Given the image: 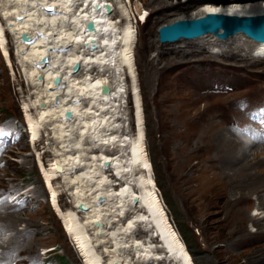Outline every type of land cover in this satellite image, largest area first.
Returning a JSON list of instances; mask_svg holds the SVG:
<instances>
[{
  "label": "rangeland",
  "instance_id": "374dc122",
  "mask_svg": "<svg viewBox=\"0 0 264 264\" xmlns=\"http://www.w3.org/2000/svg\"><path fill=\"white\" fill-rule=\"evenodd\" d=\"M121 1L111 4L112 18L134 25L136 44L131 61L139 87L137 101L142 106L149 175L189 260L193 264H264V232H260L264 231V139L256 141L252 136L249 140L244 131L252 133V129L244 124L237 132L230 128L231 120H242L235 112L239 100L242 113L248 107H264V59L256 62L251 56L256 43L237 35L227 44L212 43L208 37V43L179 40L162 44L158 41L161 26L198 9L181 6H200L209 0ZM166 5L171 7L160 8ZM126 7L131 16L121 13ZM137 9L145 16L144 23ZM2 27L0 123L11 134H22L14 135L4 151L0 146V199L11 190L14 196L23 193L26 200L22 208L0 203V261L21 264L50 252L51 261L86 264L64 230L65 211L73 205L65 181L56 177L49 182L52 188L46 182L56 148L44 129L35 137L30 134L27 119L30 115L34 119L37 105L32 102L15 40L8 27ZM10 53L12 63L18 65L15 71ZM122 74L126 117L120 126L130 132L122 138L129 141L142 124L136 118L132 79L127 70ZM217 79L233 82L234 89L221 83L215 91L210 80L213 84ZM247 144L254 148H244ZM249 218L263 221L257 226Z\"/></svg>",
  "mask_w": 264,
  "mask_h": 264
},
{
  "label": "bare ground",
  "instance_id": "6f19581e",
  "mask_svg": "<svg viewBox=\"0 0 264 264\" xmlns=\"http://www.w3.org/2000/svg\"><path fill=\"white\" fill-rule=\"evenodd\" d=\"M120 1L0 0V40L2 26L6 25L15 40L32 102L37 105L34 119L26 116L30 134L35 137L44 129L50 145L56 148L46 182L50 185L56 177L65 181L62 183L70 192L73 205L65 211L64 230L80 249L86 264H193L157 200L149 175L150 165L143 149L142 106L137 101L139 87L131 61L136 44L134 25L126 19L121 24L112 18L113 6ZM48 6L52 11L46 10ZM168 6L171 7L160 8ZM194 8L198 9L190 16L175 18L168 24L214 13L263 15L264 0H209L200 6H181L185 10ZM121 11L131 16L128 7ZM137 11L142 20V12ZM88 21L95 26L92 32L87 28ZM22 34L29 36L30 41H22ZM237 35L246 38L241 33L226 40L207 34L178 41L208 43V37L212 43L227 44ZM255 43V53L264 52V44ZM9 56L15 71L18 65L12 63L11 53ZM256 56H252L256 62L264 59V55ZM44 57L47 61L43 64ZM75 64L79 69L73 72ZM108 69L110 72H106ZM126 70L137 102V122L142 124L129 141L122 138L130 132L120 126L126 117L122 111L126 93L122 72ZM55 77L59 79L57 84L53 83ZM102 86L109 88L107 94L102 93ZM243 147L254 148L248 144ZM225 201L229 203L228 199ZM79 204L86 208L80 209ZM248 220L257 226L263 221Z\"/></svg>",
  "mask_w": 264,
  "mask_h": 264
},
{
  "label": "water",
  "instance_id": "95a60500",
  "mask_svg": "<svg viewBox=\"0 0 264 264\" xmlns=\"http://www.w3.org/2000/svg\"><path fill=\"white\" fill-rule=\"evenodd\" d=\"M52 7H47L48 11H52ZM109 12V6H106ZM88 30L92 32L95 29L93 23H88ZM241 33L247 39L254 43L264 44V14L255 16H230L224 14H207L203 17L194 18V20H177L170 25H163L158 29V41L161 43H174L178 39L193 40L203 35L210 34L214 38L226 40L234 37L235 34ZM23 41H30V37L26 34L21 35ZM47 58L44 57L41 63H45ZM78 64L73 66V72L78 70ZM40 78V76H39ZM58 77L54 78V84L58 83ZM109 88L102 86V93L107 94ZM68 117L70 113L66 114ZM61 170L60 167H57ZM81 209H85V205L79 204Z\"/></svg>",
  "mask_w": 264,
  "mask_h": 264
},
{
  "label": "trees",
  "instance_id": "16d2710c",
  "mask_svg": "<svg viewBox=\"0 0 264 264\" xmlns=\"http://www.w3.org/2000/svg\"><path fill=\"white\" fill-rule=\"evenodd\" d=\"M180 238V237H179Z\"/></svg>",
  "mask_w": 264,
  "mask_h": 264
}]
</instances>
